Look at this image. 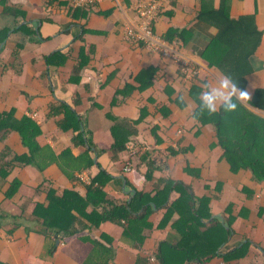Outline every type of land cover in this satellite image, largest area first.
Instances as JSON below:
<instances>
[{
  "label": "crops",
  "instance_id": "1",
  "mask_svg": "<svg viewBox=\"0 0 264 264\" xmlns=\"http://www.w3.org/2000/svg\"><path fill=\"white\" fill-rule=\"evenodd\" d=\"M1 1L0 113L15 110L17 119L27 116L35 121L41 129L38 144L42 148L49 147L57 156L71 148L72 154L78 157L88 147V137L92 143L89 157L111 177L105 190L114 196L116 203L129 202L137 191L150 192L153 183L159 184L161 173L158 170L152 181L146 180L145 172L147 162L156 153L163 152L168 178L191 187L197 198L213 197L210 202L212 217H220L225 222L224 210L229 202L234 203V213L238 217L233 224V235L220 247L219 254H228L250 241L248 256L231 264H250L252 261L264 264V183L253 180L249 171L231 173L229 164L222 159L221 146L216 145L215 126H202L194 118L198 104L190 94L195 76L198 77L194 84L203 88L205 82H215L224 75L202 58L217 38L219 29L198 20L201 10L225 8L233 19L255 15L256 25L263 35L251 59L254 72L246 77L245 92L249 99L241 102L264 118V110L249 104L255 90L264 88V0H155L159 8L152 30L157 37L176 46L183 60L189 63V74L183 76L177 63L125 41L126 28L137 26L139 22L138 7L153 0H95V11L81 22H75L69 9L59 2L49 5V0H8L9 5L25 13L24 17H16L4 13ZM48 18L52 22H46ZM24 25L33 29L35 35L28 37L24 49L16 56L13 51L20 40L16 31ZM84 28L93 33L83 35ZM80 36H83L82 43ZM84 43L94 46L92 61L82 70L80 83L76 86L70 84V78L74 57L79 55ZM56 53L64 57L63 64L60 59L54 60ZM151 69H154L153 83L139 91L135 78L139 72ZM127 85L131 89H127V94L121 93ZM60 104H66L81 116L83 122L79 131L87 132L84 146L76 147L72 143L78 131L65 132L59 127L64 114L49 115L51 107ZM107 115L136 123L135 141L129 145L134 146L133 154L128 148L121 156H113L110 150L113 121ZM152 129H156L160 143L152 136ZM169 147L183 148L185 152L170 156L166 153ZM6 148L17 155L29 152L17 131H11L4 141H0V154ZM125 158L127 161L122 160ZM126 164H130V170L125 169ZM186 168L201 169L200 177L187 172ZM77 177L80 183L68 179L53 163L44 174L31 166L15 167L8 181L19 179L24 187L52 186L59 189V193L77 185L75 188L84 194V188L79 184L88 185L91 178L86 171L78 173ZM243 187L251 188L254 196L247 198ZM21 194L15 199L19 205L26 201L25 196L18 200ZM162 216V213L154 215V222H159ZM172 221L164 230L154 232L139 252L141 256H149L151 264H156L153 252L159 242L178 239L177 233L170 229ZM25 224L12 235H7L5 229L0 230V263L79 264L63 251L62 236L41 232L42 227L34 222ZM91 232L95 236L105 233L112 238L115 257L110 264H135L137 252L122 237L121 227L104 223ZM211 264L225 263L216 259Z\"/></svg>",
  "mask_w": 264,
  "mask_h": 264
},
{
  "label": "trees",
  "instance_id": "2",
  "mask_svg": "<svg viewBox=\"0 0 264 264\" xmlns=\"http://www.w3.org/2000/svg\"><path fill=\"white\" fill-rule=\"evenodd\" d=\"M56 2L69 9L75 22L86 20L88 15L95 11L96 4L94 2L75 8L71 5V0H49V5H54ZM1 5L6 14L16 17L25 16L23 10L9 5L8 0H2ZM198 20L209 22L219 29L217 38L206 49L202 58L209 66L220 69L224 75H231L236 79L237 86L245 91L248 85L246 77L254 72L251 59L258 50L263 35L256 25L255 15L233 19L227 9L219 8L201 10ZM45 21L52 22V19L48 18ZM16 33L20 40L13 54L18 56L24 49L28 37L35 35V31L24 25ZM87 33L93 32L84 28L83 35ZM79 42H83V36L79 37ZM93 47L86 43L80 46L79 55L74 57L75 65L70 84L79 85L82 70L92 61ZM53 58L60 59L62 64L65 62L61 53H56ZM180 73L184 75L181 66ZM197 77L195 76L191 81L193 85L190 88L191 97L198 104L194 118L202 126H215L216 145L221 146L222 159L229 164L231 173L249 171L253 180L259 184L264 183V118L252 112L241 101L237 109L232 112H224L222 109L215 113L201 111L199 94L203 88L194 84ZM154 79V69L139 72L135 78L138 90L150 87ZM127 89L131 88L127 85L120 91L127 94ZM249 104L264 110V88L255 90ZM15 114V110L0 113V141H4L11 131H17L29 152L17 155L13 154L10 148H6L0 154V162L5 161L0 164L2 195L0 230L5 229L7 235H12L17 228L27 222H34L42 227L41 232L62 236L65 244L63 251L79 264H110L115 257L112 238L105 233L95 236L91 232L104 223H110L121 227L122 237L129 241L137 252L135 264H151L150 257L141 256L139 252L154 232L164 230L173 220L170 229L177 233L178 239L158 243L153 252L156 264H211L216 259L231 264L248 256L250 241L228 254H219L220 247L233 235V224L238 217L234 213V203L229 202L224 210L225 222L220 217H212L210 202L213 197L205 195L197 198L191 187L168 178L163 152L156 153L155 157L147 162L145 172L146 180L152 181L154 172L158 170L161 173L159 184L153 183V190L150 192L137 191L129 202L116 203L114 196L105 190L111 177L89 157L92 143L88 137H86L88 147L78 157L72 154L71 148L57 156L49 147L42 148L38 144L40 126L27 116L17 119ZM59 114H64V119L59 123L62 131H78L72 143L76 147L84 146V134L87 136V132L79 131L83 122L81 116L79 117L66 104L52 106L49 115ZM107 118L113 121L110 130L113 143L110 150L117 158L128 152V146L134 143L133 136L137 133L136 123L119 120L112 115H107ZM151 133L156 142L160 143L156 129H152ZM183 152H185L183 148L174 150L169 147L166 150L170 156ZM128 159H130L129 155ZM122 160L125 161L126 158ZM53 163L57 164L62 173L74 182L80 183L77 174L86 171L91 178L90 184L78 183L84 188V194L75 188L77 185L74 188H64L63 192L59 193V189L52 186L24 187L19 179L8 181L15 167L31 166L44 174L47 167ZM186 171L194 172L195 176L200 177L201 169L186 168ZM242 191L247 198L254 196V191L249 187H243ZM19 193L22 194L18 200L23 196L26 197L22 205L15 201ZM8 204H11V207ZM243 211L245 212L246 209ZM158 213H162L163 216L155 223L154 215ZM5 226L10 229L7 230ZM250 264L256 262L252 261Z\"/></svg>",
  "mask_w": 264,
  "mask_h": 264
},
{
  "label": "built area",
  "instance_id": "3",
  "mask_svg": "<svg viewBox=\"0 0 264 264\" xmlns=\"http://www.w3.org/2000/svg\"><path fill=\"white\" fill-rule=\"evenodd\" d=\"M95 0H71L73 7H80L85 4H92ZM159 4L155 0L147 2L137 9L138 24L126 28L125 41L131 45H139L150 53L158 54L164 58L170 59L181 66L183 73L189 74L190 65L183 60L181 53L176 48L157 37L152 30V22L158 11ZM134 147V146H133ZM129 146L131 154L135 149ZM126 170H130V164H126Z\"/></svg>",
  "mask_w": 264,
  "mask_h": 264
},
{
  "label": "clouds",
  "instance_id": "4",
  "mask_svg": "<svg viewBox=\"0 0 264 264\" xmlns=\"http://www.w3.org/2000/svg\"><path fill=\"white\" fill-rule=\"evenodd\" d=\"M249 99L247 92L241 90L236 79L229 74L220 76L215 82H205L199 94L201 111L215 113L222 109L232 112L237 109L240 101Z\"/></svg>",
  "mask_w": 264,
  "mask_h": 264
}]
</instances>
